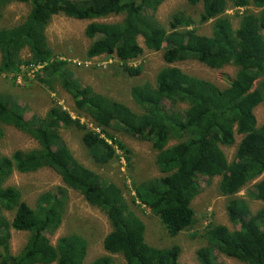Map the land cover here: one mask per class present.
Returning <instances> with one entry per match:
<instances>
[{"label":"trees","instance_id":"trees-1","mask_svg":"<svg viewBox=\"0 0 264 264\" xmlns=\"http://www.w3.org/2000/svg\"><path fill=\"white\" fill-rule=\"evenodd\" d=\"M164 1L0 0V12L11 3L30 5L23 22L0 28V73L15 74L20 66L44 64L36 74L38 80L47 85L59 82L75 109L94 126L88 128L58 105L43 118L26 119L20 108L0 95V138L3 126H11L37 143L32 150L0 154V264H84V237L69 234L55 245L49 240L62 222L65 196L44 192L32 208L22 200L20 189L4 186L14 171L27 174L43 168L53 170L66 188L106 217L111 231L103 239V249L122 255L126 264H180L181 253L178 245H149L143 221L130 205L149 210L166 234L175 237L195 224L191 201L199 194L203 178L218 177V193L228 198L227 217L236 228L231 231L209 222L201 235L206 244L196 250V259L199 264H220L216 262L220 254L243 264H264V206L252 213L248 201L236 196L247 187V199L264 203V178L252 184L264 173V123L257 126L253 112L264 101V0H187L191 6L202 5L198 21L178 11L167 27L155 18ZM230 9L233 15L227 13ZM57 15L90 21L84 31L92 40L86 57L114 56L130 77L142 71L140 66L128 65L143 52L139 37L147 50L162 52L167 66L158 71L154 84L144 82L130 90L141 113L72 78L67 62L54 55L46 39L45 29ZM109 17L120 20L100 21ZM209 21L211 35L199 34L196 25ZM24 48L30 53L26 60L19 56ZM186 60L216 70L233 66L234 79L220 89L172 66ZM178 104L186 108L180 110ZM66 128L79 132L81 143L99 166L118 159V151L130 164L131 151L111 129L149 142L161 177L133 183L129 204L123 188L102 180L73 157L59 133ZM235 134L241 139L233 161L228 162L221 146L233 145ZM3 212L13 213L12 218ZM10 229L29 233L15 255L9 248ZM85 264H111V260L102 256Z\"/></svg>","mask_w":264,"mask_h":264},{"label":"rangeland","instance_id":"rangeland-1","mask_svg":"<svg viewBox=\"0 0 264 264\" xmlns=\"http://www.w3.org/2000/svg\"><path fill=\"white\" fill-rule=\"evenodd\" d=\"M201 10V4L191 6L187 0H165L157 8L155 18L161 25L167 27L171 15L181 11L197 22ZM29 11V4H8L0 12V28H9L20 24L25 20ZM227 13L233 15L234 10H227ZM119 20L120 18L109 17L100 21L117 22ZM89 23L90 21L87 20H75L62 15L53 16L45 29L49 47L57 58L67 62L66 67L73 79L82 85L92 87L97 93L122 102L135 113H141L142 111L131 98L130 90L135 85L144 82L154 84L158 71L167 66L162 58V52L147 50L142 38L139 37L137 41L143 52L128 65L140 66L142 71L139 76L130 77L122 70L121 63L114 56L101 55L92 59L86 57V51L92 42L84 33ZM233 25L235 28L237 27V19H233ZM196 28L201 35H211V21L202 26L196 25ZM262 35L264 37V32ZM19 56L23 60L28 59L30 57L28 48L22 49ZM172 66L190 76L210 81L220 89L229 85L236 72V68L233 66H225L216 70L207 68L194 60L178 62ZM30 69L20 66L19 72L15 74L0 73V95L7 96L13 106L20 108L26 119L43 118L51 107L58 105L67 111L72 118H79L81 123L86 124L90 129H94L90 119L83 117L84 115L75 109L73 99L59 82L54 80L48 85L42 83L38 80L36 70H33L32 75H28L27 71ZM13 77H15V81L12 80ZM165 107L169 109L170 105L165 102ZM177 108L185 109L186 105L178 104ZM253 112L257 126H261L264 123V101ZM111 132L131 151L129 166L126 165L119 151L118 159L113 160L108 165L99 166L93 162L84 148L78 131L69 128L59 131L62 141L69 148L73 157L85 167L99 174L102 180L112 181L123 188V194L130 204L134 195L132 192L133 183L161 177L155 164L156 151L147 141L133 139L122 132H114L112 129ZM240 139L241 137L235 134L233 145L221 146L228 162L233 161ZM36 147L37 143L33 139L11 126H3L2 137L0 138L1 155L10 156L16 150L28 151ZM262 178H264V173L252 184ZM219 179L218 177L211 180L203 178L199 194L191 201L195 224L190 230L183 231L175 237L166 234L158 218L149 210L130 205L131 209L143 221L145 241L157 248L178 245L181 249L178 259L180 264H199L195 253L198 248L206 244L201 235L205 232L209 222L225 225L231 231L236 228L227 217L226 204L228 198L218 193ZM4 186H15L20 189L22 200L32 208L35 207L38 196L44 192L51 191L65 196L66 205L62 222L55 233L49 236L50 243L55 245L61 237L73 233L79 234L87 241V254L84 264L102 256H108L111 264H126L122 255L109 254L103 249V239L111 231L106 217L96 208L89 206L78 193L66 188L60 176L53 170L43 168L27 174L14 171ZM250 186L251 184L248 185V187ZM246 192L247 187L243 188L236 196L245 198L251 212L255 213L264 206V203L247 199ZM3 215L10 220L13 213L3 212ZM9 236L10 252L15 255L24 247L29 233L10 229ZM216 262L220 264H243L220 254H216Z\"/></svg>","mask_w":264,"mask_h":264},{"label":"built area","instance_id":"built-area-1","mask_svg":"<svg viewBox=\"0 0 264 264\" xmlns=\"http://www.w3.org/2000/svg\"><path fill=\"white\" fill-rule=\"evenodd\" d=\"M44 66V64H36V65H27L25 66L26 68H31L30 70H28V75H32L34 73L33 70H36V73H39V71L42 69V67Z\"/></svg>","mask_w":264,"mask_h":264}]
</instances>
